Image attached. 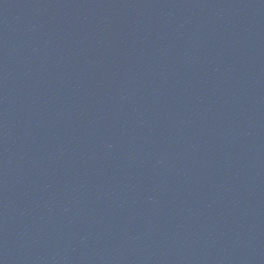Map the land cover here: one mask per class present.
<instances>
[{"label": "water", "instance_id": "water-1", "mask_svg": "<svg viewBox=\"0 0 264 264\" xmlns=\"http://www.w3.org/2000/svg\"><path fill=\"white\" fill-rule=\"evenodd\" d=\"M0 264H264V0H0Z\"/></svg>", "mask_w": 264, "mask_h": 264}]
</instances>
